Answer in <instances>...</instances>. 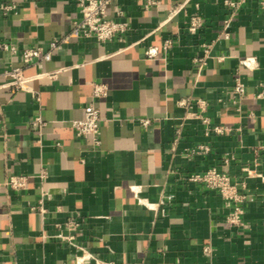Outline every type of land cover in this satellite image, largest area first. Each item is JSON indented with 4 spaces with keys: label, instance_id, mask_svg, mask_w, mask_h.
Segmentation results:
<instances>
[{
    "label": "crops",
    "instance_id": "1",
    "mask_svg": "<svg viewBox=\"0 0 264 264\" xmlns=\"http://www.w3.org/2000/svg\"><path fill=\"white\" fill-rule=\"evenodd\" d=\"M1 4L15 7L0 9V264H94L93 258L264 264V98L256 97L264 86V8L258 0L237 9L225 0H114L108 16L128 23L121 39L69 37L48 60L27 65L23 49L47 51L69 32L79 17L76 0ZM194 15L203 23L190 32ZM205 43L212 44L210 56L199 68L194 59ZM16 66L34 92L7 85L4 72ZM236 76L245 84L238 101ZM91 82L105 84L107 94L93 98ZM89 102L101 116L96 147L71 125ZM36 115L45 124L34 128L29 120ZM214 125L225 130L208 132ZM199 145L208 150L191 151ZM211 167L243 182L241 225L227 222L217 192L188 180ZM10 175H27L26 187L4 188Z\"/></svg>",
    "mask_w": 264,
    "mask_h": 264
},
{
    "label": "built area",
    "instance_id": "2",
    "mask_svg": "<svg viewBox=\"0 0 264 264\" xmlns=\"http://www.w3.org/2000/svg\"><path fill=\"white\" fill-rule=\"evenodd\" d=\"M114 0H76V5L79 10V17L71 21V27L69 32L61 38H56L50 42V48L47 51H43L39 46L32 45L22 50L21 60L27 64L39 62L41 60H48L51 55V51L57 48L61 43L67 42L69 37L82 38L91 37L97 42H105L112 38H122V35L128 28V23L125 20L119 18H110L107 13L108 5ZM245 0H225V3L233 9H237ZM153 1L147 2L148 6ZM259 6L264 8V0H258ZM15 4H1L0 9L3 12H7L14 8ZM179 6L171 9V14L177 12ZM117 15L120 16L121 12L118 11ZM229 19L224 20V27L227 26ZM202 18L198 15H194L190 18L188 24V30L195 32L202 26ZM224 37L228 38L229 34L227 31H223ZM170 40H165L163 43V49H167L170 45ZM5 49L13 51L14 47L9 44H2ZM212 44H203V54L196 57L194 60L197 62L199 68L206 63V59L210 56ZM148 56L153 55V51L147 52ZM6 76L10 78L8 86L12 90H23L34 92L30 83L29 77L25 76L20 66L13 67L4 72ZM245 92V84L239 76L234 78V84L232 87V94L235 101L242 98ZM91 93L93 98H100L107 94V87L101 82H91ZM257 98H264V86L261 87L260 91L256 94ZM181 105L186 104L185 101L179 102ZM0 101V124H3L2 106ZM200 106H204V102L200 101ZM207 123V118L197 115ZM100 110L92 102L87 103L84 106V114L81 118L73 119L71 121L72 128L76 135L89 137L94 147L98 146L101 142V131H100ZM148 119H142L143 124H147ZM45 122L41 116L36 115L29 120V125L34 128L44 125ZM208 132L221 133L225 130V126L214 125L209 127ZM181 133V124L176 129V139ZM208 150L205 145H199L197 148L191 150L192 152H201ZM229 162V156L223 158V163ZM243 171L250 174V169L247 167L243 168ZM46 171L42 169L38 176L44 178ZM28 180L27 175H10L2 182L4 188L12 190H21L26 187ZM188 180L192 182L201 183L207 188L217 192L223 200L225 207L227 208L226 220L230 225L238 226L242 224V204L244 201V194L241 192L240 187L243 186V182H239L231 178V176L216 167L208 168L202 172L192 173L188 176ZM41 208V206H40ZM72 224V223H71ZM75 225V224H74ZM94 264H115L112 261L102 260L93 258ZM136 264V263H132Z\"/></svg>",
    "mask_w": 264,
    "mask_h": 264
}]
</instances>
